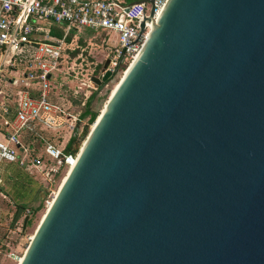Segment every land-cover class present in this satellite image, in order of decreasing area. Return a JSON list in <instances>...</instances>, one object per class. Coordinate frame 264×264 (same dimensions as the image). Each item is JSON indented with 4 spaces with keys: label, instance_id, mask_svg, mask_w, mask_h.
I'll list each match as a JSON object with an SVG mask.
<instances>
[{
    "label": "water",
    "instance_id": "95a60500",
    "mask_svg": "<svg viewBox=\"0 0 264 264\" xmlns=\"http://www.w3.org/2000/svg\"><path fill=\"white\" fill-rule=\"evenodd\" d=\"M154 15L19 264H264V0Z\"/></svg>",
    "mask_w": 264,
    "mask_h": 264
},
{
    "label": "built area",
    "instance_id": "2783aa9c",
    "mask_svg": "<svg viewBox=\"0 0 264 264\" xmlns=\"http://www.w3.org/2000/svg\"><path fill=\"white\" fill-rule=\"evenodd\" d=\"M0 0V117L7 126L0 140V186L3 165L19 163L26 169L39 170L46 178L45 186L54 182L55 175L75 164L78 152L66 153L47 142L42 156H34L23 138L26 133H38L70 124L76 130L78 116L55 97V76L62 71L65 52L83 31L105 36L113 35L109 64L101 72L118 73L128 68L139 55L151 26L141 31V22L155 8V19L168 0ZM63 28L62 37L52 35V27ZM74 34L69 41L68 38ZM31 51L30 60L23 63ZM70 50H75L73 47ZM18 67L17 65H22ZM15 65L19 78L6 81L5 74ZM116 73L114 76H116ZM2 82L13 86L15 92L5 93ZM61 122V123H59ZM82 125V122H81ZM84 127L88 124H83ZM30 215V210L25 211ZM23 226V223H21ZM32 237L30 238V240ZM20 262L22 257L12 254Z\"/></svg>",
    "mask_w": 264,
    "mask_h": 264
},
{
    "label": "rangeland",
    "instance_id": "374dc122",
    "mask_svg": "<svg viewBox=\"0 0 264 264\" xmlns=\"http://www.w3.org/2000/svg\"><path fill=\"white\" fill-rule=\"evenodd\" d=\"M77 36L79 38H84V45H76L74 42L68 48L67 51L70 52L72 51L70 50L72 47L76 50L79 49V53L74 57H72L70 52L69 54L65 52L62 71L57 73L55 76V97L58 101L64 103L65 106L69 108V112L78 116L82 111L81 103L84 102L87 97L97 91L99 96L106 95V99L99 102V104L96 99L92 104L93 107L99 108L100 114L110 94H112L111 92L114 91L127 68H123L105 86L99 88L94 84L92 78L94 76L101 77L100 74L104 69L106 61L109 59V51L113 47V35L110 37L103 34L101 35L99 33L89 34L87 31H83L82 34ZM14 67L15 65L8 68L7 73L5 74L6 81L19 78L22 75V73H16ZM18 67H20V65H17V68ZM97 71H100L98 75ZM2 84V88L5 93L12 94L15 92V88L13 86L6 85L5 82H2ZM94 123L88 124L87 121L82 122L80 130L78 131L79 136H82L81 146L86 137L89 135ZM83 124H88L87 127L89 129L85 137V134H83L85 132V127ZM48 131L50 134H52L54 143H57V147L62 150L65 149L67 143L70 141V138L75 133V129H72L70 124H64L59 128ZM36 152L41 156L43 154V151L40 149L36 150ZM26 172L34 180L46 185V178L39 170L30 168L26 169ZM67 173L68 169L61 168V170L55 175L54 182L46 186L48 188L49 194L45 201V207L35 216L33 224L30 226L28 225L26 230L23 229L21 223L14 225V206L10 202L9 197L5 198L2 194H5L4 189L10 188L11 182L9 185L6 182L4 184L2 177V184L0 187V264H19L18 259H14L12 254L17 255L18 257H23L31 242L30 238L34 235L49 204L52 202L61 184L66 178Z\"/></svg>",
    "mask_w": 264,
    "mask_h": 264
},
{
    "label": "trees",
    "instance_id": "16d2710c",
    "mask_svg": "<svg viewBox=\"0 0 264 264\" xmlns=\"http://www.w3.org/2000/svg\"><path fill=\"white\" fill-rule=\"evenodd\" d=\"M87 33L93 34L92 31L86 30ZM64 34L63 28L60 26H53L52 27V35L55 37H62ZM73 37V33L70 35L68 40L70 41ZM80 46L84 45V38L81 37L79 39ZM27 50H25L26 52ZM69 54L70 51H66ZM27 56H25L21 61L26 63L30 60L31 51L26 52ZM79 53L78 50H73L70 52L72 57L76 56ZM23 67V64L20 65V68ZM19 69V68H18ZM101 71V70H100ZM97 71V75L100 73ZM114 78V77H113ZM112 78V79H113ZM110 79V80H112ZM101 102L106 99L105 96H99L98 92L95 91L92 95L86 98L84 102H82V111L78 115V119L80 122L87 121L88 124L94 123L98 116L100 115L99 108L93 107V101ZM85 134V132L83 133ZM32 134L26 133L23 140L29 146L32 155L39 156L36 150L40 149L43 151L42 158H44V150L45 145L47 142L58 146L57 143H54L52 134L49 133L48 130H42L38 128V133L31 136ZM81 137L77 130L70 138V141L67 143L65 147V152H78L81 148ZM37 154H36V153ZM41 156V155H40ZM25 166H20L19 163H7L3 165V174L6 175V182L8 185L10 184L9 189H4V192L9 197L10 202L14 206V215H13V222L18 212V209L23 207L25 210H30V221L28 225H32L35 216L45 207V201L48 197L49 191L48 188L39 183L38 181L34 180L29 174L26 172ZM1 187V186H0ZM3 189V188H2ZM12 222V223H13Z\"/></svg>",
    "mask_w": 264,
    "mask_h": 264
},
{
    "label": "crops",
    "instance_id": "0c3cea01",
    "mask_svg": "<svg viewBox=\"0 0 264 264\" xmlns=\"http://www.w3.org/2000/svg\"><path fill=\"white\" fill-rule=\"evenodd\" d=\"M93 34H94V32H93ZM6 130H7V126H5V124H4V120L0 117V140H3V139L5 138ZM2 177H3L4 184H5V182L7 181V180H6V175H5V173L3 174ZM6 183H7V182H6ZM2 194L4 195L5 198L8 197V196L6 195V193H5V194L2 193ZM25 215H26V214H25ZM20 223H23V219L20 220V221L18 222V224H20Z\"/></svg>",
    "mask_w": 264,
    "mask_h": 264
},
{
    "label": "bare ground",
    "instance_id": "6f19581e",
    "mask_svg": "<svg viewBox=\"0 0 264 264\" xmlns=\"http://www.w3.org/2000/svg\"><path fill=\"white\" fill-rule=\"evenodd\" d=\"M115 88H116V87H115ZM114 90H115V89H114ZM103 109H104V108H103ZM100 114H101V113H100ZM94 125H95V123H94ZM94 125H93L92 129L94 128ZM64 181H65V179H64ZM64 181H63V182H64ZM61 185H62V184H61ZM21 260H22V259H21ZM19 263H20V262H19Z\"/></svg>",
    "mask_w": 264,
    "mask_h": 264
}]
</instances>
